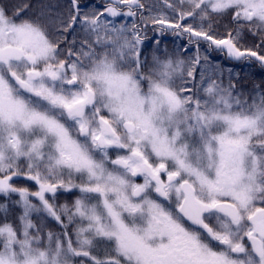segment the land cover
Returning <instances> with one entry per match:
<instances>
[{
  "label": "snow or ice",
  "instance_id": "obj_1",
  "mask_svg": "<svg viewBox=\"0 0 264 264\" xmlns=\"http://www.w3.org/2000/svg\"><path fill=\"white\" fill-rule=\"evenodd\" d=\"M29 7L0 4V196L21 209L0 203V264H264V93L242 99L200 51L264 67V0ZM148 23L188 60L156 41L149 64Z\"/></svg>",
  "mask_w": 264,
  "mask_h": 264
},
{
  "label": "rangeland",
  "instance_id": "obj_2",
  "mask_svg": "<svg viewBox=\"0 0 264 264\" xmlns=\"http://www.w3.org/2000/svg\"><path fill=\"white\" fill-rule=\"evenodd\" d=\"M68 0H0V4H6L9 7H13L17 4H29L30 7L26 15L40 16L41 13H44L45 18L51 16L55 19L58 14H66ZM143 3L146 5V10L144 12L145 16L149 15L147 8L152 9V13L155 14L158 11L157 5L159 0H143ZM81 6L83 10L88 11L93 6L103 7V0H81ZM50 10V11H49ZM119 22V21H118ZM229 24V18H214L212 20V25L214 30L218 33H223L225 31V25ZM207 22L205 27H207ZM144 36L146 43L143 45L145 56L148 59L149 64L151 63L152 55L154 52V46L156 41H159L160 55H163L165 50L167 53L176 57L188 60V55L184 54V48L182 45L186 46L188 44L186 37H178L171 32L159 33L154 29V26L151 23H148L144 26ZM77 40V44L83 38L82 33L77 30L74 33L67 34V43L63 45L66 49L73 41ZM260 36L253 37L249 32L245 31L241 37L240 43L244 46H251L254 43H259ZM195 45H192L193 51H195ZM201 57L204 55L208 56V70L214 72L216 75H222L223 82L227 85L229 82L235 85V92L241 94L242 99H247L251 103L252 97L257 93H264V67H261L256 62L249 61H234L226 57L224 53L213 51L208 49L207 43H202L200 46ZM202 59V64H203ZM229 70H231L229 72ZM199 79V76H197ZM16 186H25L24 180L14 181ZM34 190V188H33ZM78 193H72L69 195H61L59 203H64L65 199L71 201L75 199ZM18 197L13 196L12 199L15 200ZM0 203H9L10 215L9 219H15L19 215L21 209L18 206H13L10 202L0 196ZM3 214L0 213V218ZM52 227H55L54 225Z\"/></svg>",
  "mask_w": 264,
  "mask_h": 264
},
{
  "label": "flooded vegetation",
  "instance_id": "obj_3",
  "mask_svg": "<svg viewBox=\"0 0 264 264\" xmlns=\"http://www.w3.org/2000/svg\"><path fill=\"white\" fill-rule=\"evenodd\" d=\"M20 180H23V179H20ZM66 195H69V194H66Z\"/></svg>",
  "mask_w": 264,
  "mask_h": 264
}]
</instances>
